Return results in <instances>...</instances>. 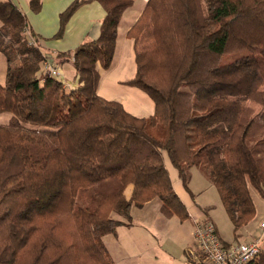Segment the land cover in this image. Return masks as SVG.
<instances>
[{
    "label": "trees",
    "instance_id": "1",
    "mask_svg": "<svg viewBox=\"0 0 264 264\" xmlns=\"http://www.w3.org/2000/svg\"><path fill=\"white\" fill-rule=\"evenodd\" d=\"M90 1L105 11L98 36L55 54L71 57L70 88L40 75L38 37L0 1V264H112L103 236L154 198L186 220L165 155L186 189L192 167L205 175L234 233L255 215L250 188L264 198V0H146L126 32L135 73L123 83L152 99L147 117L96 92L134 0H73L55 37ZM248 264H264V249Z\"/></svg>",
    "mask_w": 264,
    "mask_h": 264
},
{
    "label": "crops",
    "instance_id": "2",
    "mask_svg": "<svg viewBox=\"0 0 264 264\" xmlns=\"http://www.w3.org/2000/svg\"><path fill=\"white\" fill-rule=\"evenodd\" d=\"M11 1L25 15L29 29L38 37L37 45L59 67L63 80L72 86L75 85V70L71 59L55 57V54L72 50L86 39H95L105 15L103 6L97 1L83 3L69 17L63 34L55 37L59 28V14L73 0H40L38 11L30 8V0ZM145 2L146 0H134L133 4L123 12L117 27L112 62L108 69L99 67L100 78L96 90L99 96L121 102L126 111L139 117L152 115L154 102L144 91L123 82L131 79L135 73L133 40L126 36V32L140 15ZM9 117L10 114L7 115L4 123ZM164 163L173 189L186 207L189 217L186 220H180L175 215L166 217L160 211L161 202L157 198L151 199L142 207L132 206L130 224L120 225L114 233L103 236L112 264H206L202 261L201 255L195 252L193 221L196 217H207L213 221L211 211L214 206L201 197L205 188L193 184V167L190 170L188 189H186L169 159L166 160L164 157ZM196 170V174L199 173L203 180V187L215 188L208 183L199 169ZM130 189L131 187L126 189V196L130 195ZM253 202L255 205V201ZM262 219L264 216L258 213L255 205L254 217L236 231H242L239 232L241 235L238 234L240 238L232 242L248 240L250 234L255 231V224ZM122 220L128 222L126 219ZM215 227L218 233L216 224ZM192 250L194 254L191 253Z\"/></svg>",
    "mask_w": 264,
    "mask_h": 264
},
{
    "label": "built area",
    "instance_id": "3",
    "mask_svg": "<svg viewBox=\"0 0 264 264\" xmlns=\"http://www.w3.org/2000/svg\"><path fill=\"white\" fill-rule=\"evenodd\" d=\"M30 43L36 42L27 34ZM43 75L60 79L69 88L72 85L63 80L61 71L51 57L42 62ZM193 238L197 252L206 264H248L262 250L264 236V219L259 222L260 236H251L248 240L225 243L219 237L214 222L211 219L194 218Z\"/></svg>",
    "mask_w": 264,
    "mask_h": 264
},
{
    "label": "rangeland",
    "instance_id": "4",
    "mask_svg": "<svg viewBox=\"0 0 264 264\" xmlns=\"http://www.w3.org/2000/svg\"><path fill=\"white\" fill-rule=\"evenodd\" d=\"M41 67H42V65H41ZM4 75H5V57L0 52V84H3V82H4ZM40 75H41V73H40ZM65 88H69V87L67 85H65ZM245 103L254 109L255 114L262 111L261 106L255 104L251 101H246ZM7 115L8 114L6 112L0 113V124L4 123ZM164 157L166 160H168L166 155ZM196 173H197L196 167H193L192 168V174H193L192 182L196 187L205 188L203 191L204 193L201 197L203 198V200L205 202H208L209 204H213V206H214V207H212L213 209L211 211V217L217 226L219 237L223 240V242H227V243L232 242L236 238L239 239L240 237L238 234H240L242 231L240 230L239 231L240 233L239 232H236V233L233 232L232 224H231L230 220L228 219V217H227V215H226V213L222 207V204H221V201L219 199V196L217 194L216 189L213 187H203L204 186L203 180H202L200 174L198 173V175H197ZM208 183L211 184L210 181ZM250 190H251V194L253 197V201H255V205L257 207L258 213L261 214L262 216H264V198H262L254 189L250 188ZM259 222L260 221H258L255 224V226H254L255 231L252 234H250L249 238L253 235L254 236H260L261 235V230L259 229ZM261 244L263 246L262 247V250H263L264 249V239L261 242ZM195 252L198 253L196 249H195ZM191 253L194 254V250H192Z\"/></svg>",
    "mask_w": 264,
    "mask_h": 264
}]
</instances>
